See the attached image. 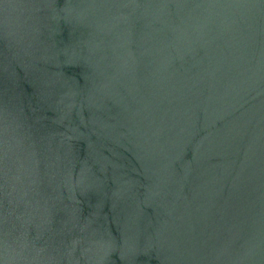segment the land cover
<instances>
[{"label": "water", "instance_id": "water-1", "mask_svg": "<svg viewBox=\"0 0 264 264\" xmlns=\"http://www.w3.org/2000/svg\"><path fill=\"white\" fill-rule=\"evenodd\" d=\"M0 264H264V0H0Z\"/></svg>", "mask_w": 264, "mask_h": 264}, {"label": "clouds", "instance_id": "clouds-1", "mask_svg": "<svg viewBox=\"0 0 264 264\" xmlns=\"http://www.w3.org/2000/svg\"><path fill=\"white\" fill-rule=\"evenodd\" d=\"M67 15H71V9H68L67 12H66Z\"/></svg>", "mask_w": 264, "mask_h": 264}]
</instances>
